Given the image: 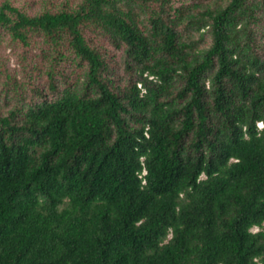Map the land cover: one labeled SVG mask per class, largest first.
Instances as JSON below:
<instances>
[{
  "label": "trees",
  "instance_id": "16d2710c",
  "mask_svg": "<svg viewBox=\"0 0 264 264\" xmlns=\"http://www.w3.org/2000/svg\"><path fill=\"white\" fill-rule=\"evenodd\" d=\"M0 30L49 48L0 113V264H264V0H5Z\"/></svg>",
  "mask_w": 264,
  "mask_h": 264
},
{
  "label": "rangeland",
  "instance_id": "374dc122",
  "mask_svg": "<svg viewBox=\"0 0 264 264\" xmlns=\"http://www.w3.org/2000/svg\"><path fill=\"white\" fill-rule=\"evenodd\" d=\"M3 1L5 0H0V3ZM9 1L33 14L41 11L49 2L58 4L64 0ZM89 36L110 55L111 68L116 82L124 83L126 75L123 71L121 51L114 49L102 36L94 33H89ZM48 51V45L44 43L42 37H36L31 46L25 47L14 41L8 32L0 30V113L5 114L9 109L17 106L26 107L40 99L34 86H38L46 93L49 92L45 73L49 60ZM63 69L71 82L82 80L84 68L78 67L71 60L64 64Z\"/></svg>",
  "mask_w": 264,
  "mask_h": 264
}]
</instances>
